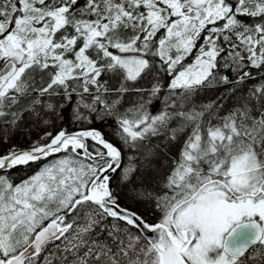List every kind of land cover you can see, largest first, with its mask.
<instances>
[{
  "label": "snow or ice",
  "instance_id": "6c2138e0",
  "mask_svg": "<svg viewBox=\"0 0 264 264\" xmlns=\"http://www.w3.org/2000/svg\"><path fill=\"white\" fill-rule=\"evenodd\" d=\"M0 264H264V0H0Z\"/></svg>",
  "mask_w": 264,
  "mask_h": 264
},
{
  "label": "trees",
  "instance_id": "16d2710c",
  "mask_svg": "<svg viewBox=\"0 0 264 264\" xmlns=\"http://www.w3.org/2000/svg\"><path fill=\"white\" fill-rule=\"evenodd\" d=\"M81 3H83V0H81ZM243 19H247V18L245 17ZM69 31H71V29H69ZM228 74L231 75L230 72ZM164 79H165V85H166L167 82H168V77L165 76ZM140 83L143 84L144 81H141ZM254 83H256V81H254V80H249L248 81L249 85L254 84ZM246 89H247V85L245 86V90ZM224 91H225L224 88H215V89H211V90H206L202 95H198L196 97V100H197V102H199V101H207V100H210V99H216V97L221 92H224ZM157 107H159V103L158 102H157L156 105L153 106L152 111L155 112ZM231 107H232V101L229 100L226 104H224V111H227ZM70 108H71V105L69 106V109L65 110V113H64V115L66 117V121H65L66 123H67L68 111L70 110ZM221 114L223 115V112ZM108 123L110 124L112 122L109 121ZM95 126L98 127V128H105L104 125H99L98 124V125H95ZM108 132H110V129H105V134L106 135L108 134ZM36 135H37V132L35 130H33L32 133H31V139H35ZM12 143L13 144H18V145H21V146H26L29 143V139H27L25 137V134L23 132H17L14 135L13 139H12ZM179 147H180L179 144L174 146V148L172 149L173 155H176L178 153ZM157 163H159V161H157ZM169 165H171V161H169ZM38 167H39L38 165H33L32 167L28 168L27 170H24V169L15 170L13 172V174H12V178H13L14 183H20L23 179H25L28 176L32 175L38 169ZM164 171L167 172V169H165ZM149 177H151L150 173H149ZM114 183H115V181H114ZM148 187L149 188L154 187V182H149L148 183ZM155 190L157 192L161 191L159 187H156ZM117 191H118V193L121 196V203L122 204H127V206H129V207H131L133 209H136L137 211H139L142 214L148 213L151 216L153 222H155L156 218H158L160 216L159 212L151 211V209L148 207V204L146 202H144V201H134V200L130 199L129 195H128V188L127 187L118 188ZM153 207H154V205H153ZM109 222H111V221H109Z\"/></svg>",
  "mask_w": 264,
  "mask_h": 264
},
{
  "label": "water",
  "instance_id": "95a60500",
  "mask_svg": "<svg viewBox=\"0 0 264 264\" xmlns=\"http://www.w3.org/2000/svg\"><path fill=\"white\" fill-rule=\"evenodd\" d=\"M251 233V227L250 226H245L244 224L239 225L235 232L233 233V236L236 238V243L239 244L244 241V239L250 235ZM231 240L232 237H229Z\"/></svg>",
  "mask_w": 264,
  "mask_h": 264
},
{
  "label": "flooded vegetation",
  "instance_id": "af4514ba",
  "mask_svg": "<svg viewBox=\"0 0 264 264\" xmlns=\"http://www.w3.org/2000/svg\"><path fill=\"white\" fill-rule=\"evenodd\" d=\"M242 219H244V218H242Z\"/></svg>",
  "mask_w": 264,
  "mask_h": 264
}]
</instances>
